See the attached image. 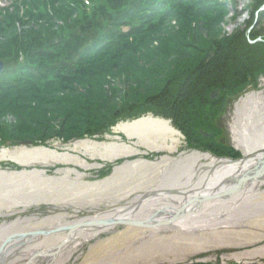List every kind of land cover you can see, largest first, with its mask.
<instances>
[{
    "label": "trees",
    "instance_id": "obj_1",
    "mask_svg": "<svg viewBox=\"0 0 264 264\" xmlns=\"http://www.w3.org/2000/svg\"><path fill=\"white\" fill-rule=\"evenodd\" d=\"M227 15L219 0H19L0 9V149L101 142L118 122L152 113L187 148L238 159L220 143L215 116L224 96L264 76V33L225 35Z\"/></svg>",
    "mask_w": 264,
    "mask_h": 264
},
{
    "label": "bare ground",
    "instance_id": "obj_2",
    "mask_svg": "<svg viewBox=\"0 0 264 264\" xmlns=\"http://www.w3.org/2000/svg\"><path fill=\"white\" fill-rule=\"evenodd\" d=\"M113 133L106 135L103 142L89 139L70 142L62 151L46 147L0 149V162L17 167L4 168L7 165L0 163L1 181L25 187H49L53 189L52 197L59 196L54 205L46 207L49 214L44 217L20 216L30 209L44 208L34 201L27 205L7 201L0 204V247L11 235L49 232L88 219L153 225L173 216L188 198L225 193L242 175L264 163V90L246 93L234 104L230 134L234 148L242 154L238 159L192 150L177 154L181 136L167 121L150 114L117 124ZM138 155L146 156L132 158ZM99 162L109 163L106 164L111 167L109 174L105 179L84 181L83 171L101 169L103 165ZM56 166H61L57 170L52 168L56 175L47 176V171L50 172L47 168ZM68 184L69 191L74 189L72 193L62 190ZM87 207L102 210L91 217L68 221L71 215ZM69 208L73 214L64 210ZM261 213L264 214V173L246 180L231 196L188 206L181 219L163 227L141 230L128 226L117 231L109 225L77 229L69 234L58 230L57 234L12 238L1 249L0 264H67L78 248L90 241L96 242L88 246L78 264H129L137 252L144 250L143 245L155 242H165L169 251L165 253H172L171 258L163 255L160 264L181 263L227 247L237 248L230 256L236 260H260L264 259ZM251 225L254 229L250 230ZM101 235L105 238L100 239ZM134 241L144 243L134 249ZM129 244L132 249L124 247Z\"/></svg>",
    "mask_w": 264,
    "mask_h": 264
},
{
    "label": "rangeland",
    "instance_id": "obj_3",
    "mask_svg": "<svg viewBox=\"0 0 264 264\" xmlns=\"http://www.w3.org/2000/svg\"><path fill=\"white\" fill-rule=\"evenodd\" d=\"M219 1L222 2V3H225L227 5L228 15L226 16L225 21L220 25L222 30L224 31L225 35H229V34L233 33L236 29L243 30L245 35H249V33H252L254 30H261L264 33V2L260 6H258L256 4V0H219ZM9 4H10V0H0V7L1 6H8ZM259 41H261V38L257 37L255 41H251L250 43L254 44L255 42H259ZM114 84H116L117 87L122 86V84H120L118 81H114ZM260 89L264 90V76H258L255 79L254 84H252L251 82L247 81L244 89L241 91V93L238 96L230 97V96L226 95V96H224V98L222 100L219 101L220 102L219 106H222V108L218 112V115H216L215 117H216V121H217L216 122V127L221 132V135H220L221 137L218 136L217 140L220 137L221 138V142L220 143L225 145V147H230L235 152L239 153V158L242 157V154H241L240 151H237L234 148V146L232 144L231 134H230V121H231V115H232L233 109H234V104L237 102V100L240 97H243L246 93H249V92H252V91H258ZM215 91H219V90L217 89ZM215 91H213V92H215ZM213 92H211L210 94H212ZM121 93H122V91H121ZM210 94H209V98H210ZM219 95H220V92H219V94H218V96L216 98H214V99L210 98V100H216L219 97ZM119 99L120 98H116L115 101H112L114 106L116 104L119 105V103H118ZM148 114L152 115V113H146V114H144L142 116H145V115H148ZM152 116H154V115H152ZM154 117L155 118H161V117H158V116H154ZM161 119H163L165 121H169L170 122L169 124L172 127V129H174L177 133L179 132L175 128H173L170 120H167L166 118H161ZM6 120L8 122L7 124L14 123V120H12L11 117H7ZM130 120L131 119H126L124 121L118 122L117 124L122 123V122H126V121H130ZM58 121H60V120H58ZM58 121H54L53 123H56ZM131 121H133V120H131ZM60 123H62V121ZM57 124H59V123H57ZM57 124H54V126H57ZM65 124H67V123L64 122L63 126H65ZM117 124L114 125V126L116 127ZM202 133L210 134L212 136V133L201 132V135H202ZM113 135H114V133L112 131V134L110 136H113ZM119 136H123V135H119ZM202 137L203 138H210V137H204L203 135H202ZM181 139H182L181 140V145L179 146V148L177 150V154L178 153L179 154H183V153L189 152V150L209 153L208 151H202V150H197V149L196 150L189 149V148L186 147L185 140H184V138L182 136H181ZM104 140H105V138H103V141ZM73 141H78V140H72V142ZM122 141L123 142L124 141L127 142L126 140H122ZM70 142L71 141H69V143ZM216 142H218V141H216ZM66 144H68V143H66ZM66 144L62 143L60 139H58V140L54 139V140L48 142V147H46V148H54V149L56 148L57 150L62 151ZM9 147L10 146L7 145L6 147H3V148H9ZM17 147H19V146H17ZM177 154H175L174 156L177 157L178 156ZM145 156L146 155H143V156L142 155H138V156H135V157H132V158L135 159L136 157L140 158V157H145ZM149 158L151 160H155L156 157L151 156ZM117 161H119V160H117ZM0 163L3 164V165H8L9 164V163H4V162H0ZM99 163H102V165H103L101 169H97V170L96 169H88V170H84L83 171V173H84V177H83L84 181L91 182V181L98 180V176H97L98 174L97 173L100 170H102L103 168H105L107 166L106 164H109V163H106V162H99ZM91 164H94V162L93 163L91 162ZM3 167L4 168H9L8 166L7 167L3 166ZM52 168H55V170H57V169L61 168V166L50 167V168H47V169L52 170ZM46 174L49 177H52V176L56 175L55 173H53V170L51 172L47 171ZM64 210H67V212H69L71 214H73V212H74L72 208L64 209ZM98 210H102V208L87 207L86 209L80 210L76 215H71L69 217L68 221H72L74 218L91 217V216L95 215V213H97ZM48 211L49 210L47 208H42L41 207L38 210L30 209L26 213L21 214L20 216L21 217H29L31 215H38L40 217H44V216H47L49 214ZM262 214L263 213H261L259 218L262 216ZM7 220L11 221L13 219L11 218V219H7ZM0 224H1V221H0ZM123 229H124V227H121V226L116 228L117 231L118 230L122 231ZM251 229H254L252 227V225L250 226V230ZM62 233H65V232H62ZM143 237H145V236H143ZM99 238L103 239V238H105V235H101ZM95 242L96 241H90L89 243H87V244L84 243L82 246H80L78 248L77 252L75 253L74 257L71 258L67 262V264H78L79 262H81L82 258L84 257L83 255L88 250V246L94 244ZM143 243H141L140 241H134L132 244H133L134 249H136V248L142 247ZM260 244L261 243H259L257 245H260ZM143 246H144V250L142 252H140V253L137 252L135 254V256L133 257L134 259L133 258L131 259V260H133V262L129 263V264H160L162 262L163 255H164V258L165 257H170V258L172 257L171 256L172 253H167V254L165 253V252H169L166 249L167 245H166L165 242L164 243L163 242H160V243L159 242L158 243L155 242V243H153L151 245H147V246L143 245ZM124 247L132 249V247H130V244L127 245V246H124ZM235 250H237V248L232 249V248L227 247V248H225V250L223 249V251H217V252L214 251L211 254H202V255H198V257L195 256V257H193L191 259H188L187 261H184V262H181V263L178 262V263H171V264H184V263H188L189 264V262H191V261L195 262V263L204 262V263H211V264H216V262L218 264H229V263L246 264V263H250V262L251 263L255 262L253 264H260V263L264 264V259L252 260V261L250 259H247V260H243L242 261V260H236V259L230 257L231 255L234 254L233 251H235ZM79 255H80V258H77ZM174 256H175V254H174ZM37 261H39V260H37ZM257 261H259L260 263H256Z\"/></svg>",
    "mask_w": 264,
    "mask_h": 264
},
{
    "label": "water",
    "instance_id": "obj_4",
    "mask_svg": "<svg viewBox=\"0 0 264 264\" xmlns=\"http://www.w3.org/2000/svg\"><path fill=\"white\" fill-rule=\"evenodd\" d=\"M4 69V64L2 62H0V74L3 72ZM219 91H215L212 94H210V98L214 99L218 96ZM168 123H170L169 121H167ZM114 128H112L111 130L113 131ZM111 131V132H112ZM178 134H180L178 132ZM202 135L204 137H210V134H205L202 133ZM106 136H103V138H105ZM10 145V144H8ZM19 147H32V143L29 141H24L21 142L19 145ZM20 173V172H19ZM262 173H264V163H258L251 171H249L248 173L244 174L241 176V178H239L236 181L235 186H233L231 189H228L225 193L223 194H215V195H207V196H197V197H192V198H188L182 205L181 207L173 214V216H171L169 219L162 221L161 223H155L153 225H150L147 222H138V221H128V220H96V221H92V220H86L85 222H80L77 224H72L69 227H64V228H58L56 230H52L49 232L46 231H34V232H25V233H19V234H15V235H11L9 237H7L4 242L2 243L1 247H0V252L2 247L6 246V244H8V242H10V240L12 238H27V237H33V236H44V235H48L49 233H56L58 232V230H66L67 233L69 234V232L75 231L77 229H85V228H96V227H104V226H109L112 225L116 228L118 227H136L138 229L141 230H148L150 227L156 228V227H163L165 225H170L172 222L181 219L184 216L185 210L188 206L193 205V204H202L204 202H209L212 200H216L222 197H228L233 195L236 190L239 188L240 185H242V183H244L246 180L248 179H252L255 178L259 175H261ZM111 176V174H110ZM105 179V178H103ZM101 179V180H103ZM24 180H21V183H24ZM28 182V181H26ZM0 183H4L5 185H1L0 184V204H2L3 202H19L21 204H25L27 205L28 203H31L34 201V203H38L40 205H43L44 208L49 207L51 205H54L56 201V197H52L54 195V193L52 192L53 189L48 188H34V186L30 185L29 187H25V186H20V185H12L10 184L8 181H1ZM71 189L70 184L68 185H64L63 187V191H67L72 193L73 190L69 191ZM228 195V196H227ZM68 196V195H66ZM44 199V200H43ZM62 199V197H61ZM49 201H52V203H48ZM23 214V213H21ZM67 240H65L64 242H66ZM192 262V261H191ZM191 262H189V264H191Z\"/></svg>",
    "mask_w": 264,
    "mask_h": 264
}]
</instances>
